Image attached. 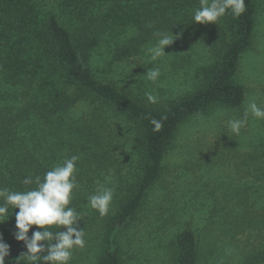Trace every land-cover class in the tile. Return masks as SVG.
Masks as SVG:
<instances>
[{
  "label": "trees",
  "instance_id": "1",
  "mask_svg": "<svg viewBox=\"0 0 264 264\" xmlns=\"http://www.w3.org/2000/svg\"><path fill=\"white\" fill-rule=\"evenodd\" d=\"M60 2L73 22L70 26L58 14H42L37 0H0V188H34L22 181L29 175L43 178L65 159L78 156L79 188L69 206L82 214L79 228L85 231V241L90 233L100 232L101 240L91 237L94 252L89 244L75 249L70 264H128L116 239L112 246L104 243L136 220L164 175L169 149L180 130L216 108L238 111L246 104L248 90L238 72L253 45L257 0H245L241 16L229 12L216 25L194 23L200 0ZM94 17L102 34L110 27L136 28L149 39L167 32L185 47L198 43L205 54L201 50L193 54L196 49L183 54L182 60L202 58L196 60L191 76L165 47L169 69L179 65L187 73L185 78L190 76L182 85L168 75L156 83L142 75L119 76L116 66L129 70L127 58L134 55L136 40L117 48L112 56L97 59L101 38L78 25ZM146 92L154 94L157 103H149ZM152 119L162 124L159 131L153 130ZM98 185L114 189L104 217L88 207V197ZM18 211L10 210L9 219L0 223V234L10 245L6 264H27L23 258L16 262L26 252L23 242L14 237ZM35 230L40 229L33 226L29 236ZM173 245L172 264H209L202 261L194 230L177 233ZM241 264H264V246Z\"/></svg>",
  "mask_w": 264,
  "mask_h": 264
},
{
  "label": "rangeland",
  "instance_id": "2",
  "mask_svg": "<svg viewBox=\"0 0 264 264\" xmlns=\"http://www.w3.org/2000/svg\"><path fill=\"white\" fill-rule=\"evenodd\" d=\"M37 2L42 14H58L69 26L73 23L60 0ZM257 7L253 45L242 57L238 72L239 81L248 90L242 110L216 108L185 124L169 149L162 179L136 220L122 232L112 233L108 242L104 243L102 232L105 246H112L113 239L118 241L128 264H172L175 236L186 228L197 234L202 261L209 264H241L247 255L264 246V120L249 113L239 136L227 127L228 120L243 118L249 103L255 101L264 108V0H257ZM78 25L88 35L94 30L93 37L101 38L97 59L112 56L117 48L136 40V51L127 58L129 70L116 66L119 76L146 78L147 70L155 66L161 71L159 79L168 75L172 82L182 85L190 76L185 78L187 73L179 65H184L192 76L196 60L202 59L182 60L183 54L194 49L193 54L198 50L205 54L198 43H187L185 47L179 39L168 46L179 64L172 70L167 66L170 58L165 55L150 60L148 48L156 43V36L149 39L136 28L113 27L105 28L102 34L95 17ZM205 61L198 60V64ZM92 236L99 242L101 232L86 237L88 248L94 252Z\"/></svg>",
  "mask_w": 264,
  "mask_h": 264
},
{
  "label": "clouds",
  "instance_id": "3",
  "mask_svg": "<svg viewBox=\"0 0 264 264\" xmlns=\"http://www.w3.org/2000/svg\"><path fill=\"white\" fill-rule=\"evenodd\" d=\"M201 6L195 10L194 23L203 25L215 24L229 12L234 17L241 16L246 11L245 0H200ZM151 27L152 25H148ZM156 43L148 48L150 60L157 61L166 55L165 47L170 46L176 37L172 33L157 32ZM147 79L156 83L161 75L159 67L152 66L145 74ZM145 96L149 103H157V97L151 92ZM249 113L257 120H264V108L255 101L248 104L241 119H230L227 127L232 134L239 136L241 129L248 123ZM154 131H159L162 124L152 119ZM79 157L73 155L56 165L52 170L40 176H27L22 183L35 185L26 191H12L0 188V223L7 221L10 210L19 209L15 214L16 229L14 237L23 242L26 252L22 253L16 262L23 258L27 264H70L75 249L85 247V231L79 228L82 214L70 207L74 190L79 188L76 179V164ZM114 196V189L98 185L96 192L88 197V207L98 211L101 217L107 216ZM37 229L29 236L30 229ZM66 230H61V229ZM46 242V243H44ZM10 255V245L0 234V264H6Z\"/></svg>",
  "mask_w": 264,
  "mask_h": 264
}]
</instances>
